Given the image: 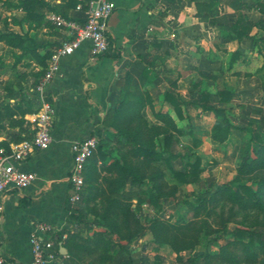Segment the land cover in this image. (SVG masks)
<instances>
[{
	"label": "crops",
	"instance_id": "crops-1",
	"mask_svg": "<svg viewBox=\"0 0 264 264\" xmlns=\"http://www.w3.org/2000/svg\"><path fill=\"white\" fill-rule=\"evenodd\" d=\"M77 1V4L83 6L86 0ZM112 1L115 9L107 19V52L91 58L88 42H82L72 54L60 59L58 71L45 88L48 100L54 106L51 143L44 150L33 151L20 162L23 170L36 174L35 180L22 192L12 190L3 196V207L0 211V249L17 263H27L31 258L28 237L32 222L36 221L46 222L55 229L52 233L54 257L50 264H58L63 256L68 255V249L63 244L66 234L63 233L57 241L55 236L71 227L68 222L69 185L66 180L72 162L71 144L91 134H97L108 148H118L116 154L119 156V148L123 146L119 143L115 128L108 125L107 121L111 120L113 111L122 102L127 101L130 109L138 108V103L133 104L136 100L130 95L131 92L144 98L139 115L148 126H164L163 119L155 116L156 112L168 115L175 126L168 127L171 134L168 150L175 158L169 164L164 161L153 162L163 173L161 181L168 187L176 188L173 195L158 199L160 207L162 201L167 202V199L175 197L180 186H191L201 181L204 163L199 149L210 144L217 146L219 150L216 153L221 154L235 130L244 132L248 145L249 133L243 128L248 125L249 120L257 119L253 116L254 113H261L264 108L262 101L252 102V99L263 93L264 87L263 79L260 80L259 75V72L264 71V48L260 45L264 46V29L255 26L249 36L241 39H233L228 33V28L235 21L238 12L244 13L254 22L264 24V13L256 7L258 2L264 0ZM42 2L44 5L38 4L34 10L39 16L42 15V19H45L48 11L65 13L67 17L83 16V11L73 7L71 0ZM17 4L15 0L11 8L16 13L13 26L19 28L14 32L22 33L19 30L28 22L24 19L26 11ZM38 15L36 16L39 17ZM29 20L33 25L29 23L24 32L28 31L29 37L36 44H52L50 53L66 37L57 28L58 36L48 33L49 29L44 23ZM9 31L11 30L7 32ZM233 52L236 54L230 62ZM220 89L232 92L229 101L219 100L217 92ZM165 91H171L179 101L178 113L164 99ZM202 92L208 94V101L214 107L223 110L224 117H218L212 111L194 103L200 99ZM247 101V104H243ZM237 106L250 113L246 124L236 123L232 109ZM129 115L130 112H127L125 116ZM201 120L210 121L205 132L198 127ZM220 120H228L231 124L227 138L223 141L212 137L213 124ZM181 123L186 125V130ZM7 129L12 134H19L18 127ZM185 135L197 153L192 151V154H186L173 150V143L178 137ZM19 136L11 137L10 140L0 135V142L9 144L15 142L14 139ZM193 140H200L201 143L194 146ZM154 142V150L161 152L164 133L157 135ZM123 148L127 149L129 145H124ZM197 156L202 167L200 180L194 183L178 182L171 169L185 171L187 164L194 162ZM176 160L183 163V168L173 166ZM111 161L112 158L107 163ZM97 164L101 172L102 162L99 160ZM162 165L169 170L168 176ZM142 182L141 185L132 186L131 178H127L123 192L151 188L152 182L148 178H143ZM130 196L131 205H136V194ZM150 204L145 200L141 206ZM56 245L60 255L56 252Z\"/></svg>",
	"mask_w": 264,
	"mask_h": 264
},
{
	"label": "rangeland",
	"instance_id": "rangeland-1",
	"mask_svg": "<svg viewBox=\"0 0 264 264\" xmlns=\"http://www.w3.org/2000/svg\"><path fill=\"white\" fill-rule=\"evenodd\" d=\"M14 2L0 0V135L10 140L31 132L26 117L28 112L23 114L22 111L39 108V101L29 96L30 89L41 79L46 58L53 47L49 43L36 44L29 37V32H24L29 23L33 25L30 20H26L27 25L19 30L22 33L14 32L19 29L13 26L16 13L11 8ZM36 21L44 23L48 33L59 35L58 30L45 23L44 18ZM5 31L11 33L9 39L13 34L20 35L16 41L12 40L14 45L1 37ZM259 75L264 82V71ZM262 90L261 95L252 99L253 103L262 101L264 104V87ZM31 99L33 103L29 101ZM232 114L240 124H246L250 116L246 109L238 106L232 109ZM253 116L257 118L253 122L256 129L264 134V108ZM209 122L201 120L198 127L205 132ZM181 124L186 130V125ZM16 127L19 134H12L7 129ZM246 146L244 132L235 130L229 144L220 150L221 154L216 153L219 150L217 146L210 144L199 149L204 163L201 181L191 186H180L174 198L162 201V207L131 205L130 195L135 196L139 189L115 195L108 186V179L113 175L101 170V190L83 209L79 210L82 200L73 206L72 210L83 214L84 220L78 221L73 213L68 215L71 227L64 233L69 255L63 256L58 264H264V165L241 175L244 183L257 191L254 200L222 190L236 175ZM173 150L197 153L186 135L178 137ZM162 166L168 176L169 170ZM173 166L183 168V163L176 160ZM155 218L175 226L156 232L154 236L149 224ZM235 228L258 231L263 242L252 249L247 237L240 238L234 234Z\"/></svg>",
	"mask_w": 264,
	"mask_h": 264
},
{
	"label": "trees",
	"instance_id": "trees-1",
	"mask_svg": "<svg viewBox=\"0 0 264 264\" xmlns=\"http://www.w3.org/2000/svg\"><path fill=\"white\" fill-rule=\"evenodd\" d=\"M77 3H79L77 0H71V5L73 7H75ZM38 4L44 5L42 0H20L17 5L23 7V9L26 11L24 18L25 20H41L42 15L39 16L36 14L37 12L35 13L34 11ZM256 7L259 11L264 13V1L258 2ZM61 14L67 17L65 13ZM255 26L264 29L263 23L254 22L246 17L244 13L238 12L235 21L228 28L229 37L233 39L247 37L250 35L253 27ZM10 34L11 33H3L1 37L9 40L8 43L10 45H14V41L12 42V40H15V38H20V35L13 34V38L9 39L8 37ZM235 54L236 52L231 54L230 62L234 60ZM49 56L50 53L46 60L49 58ZM217 93L220 101H229L232 96V92L227 89H220ZM130 95L135 97L136 101L133 102V104L138 103V108L136 109V107H133L130 109L127 107V101L122 102L113 111V117L111 120L107 121L108 125L115 128L117 135H119V143L123 147L124 145H129V148H119V156H117L116 152L118 148L110 149L108 146H106L103 140H100L96 152L90 158H88L85 164L84 187L80 198V200H82V204L79 207V210L83 209L85 207L84 205L93 199L95 194L101 190L99 182L100 171L97 164L99 160L102 162V170H106L107 172L111 173V175H113V178L108 179V186L115 195L124 191L123 189L127 178H131L132 186L141 185L143 183V178H148V180L152 182L150 189H141L136 193L138 205L147 200L154 206H160L158 199L162 196L173 195L176 190L175 187H168L167 184L161 181L163 173L160 168L153 164V162L163 161L166 162V164H169L170 160L175 158V155L170 153L168 150L171 135L169 133L168 127L175 128L174 123L168 115H162L160 112H156L155 116L163 119L162 121L164 122V126H148L147 122L139 115L140 107L144 103V98L142 95L134 94L132 92ZM164 99L173 105L177 113L179 112V101L173 96L171 91H165ZM29 101L33 103V99ZM194 103L199 104L205 110L212 111L218 117H224L223 110L214 107L208 101V94L205 92H202L200 99L195 100ZM27 112L33 113L35 110L22 111L23 114ZM127 112H130L129 117L125 116ZM255 121L256 120H249L248 125L243 128L249 133L248 145L240 163L237 166L236 175L222 187V190L226 191L228 194L233 193L234 196L241 195L252 200L257 197V191L249 184L244 183V181L241 179V175H247L253 172L252 170H254L257 166L264 165V134L256 129L257 126L255 123H253ZM230 127L231 124L228 122V120L216 121L212 127V137L216 140L223 141L225 138H227ZM160 133H164V146L163 150L158 153L154 150V138ZM22 138L23 136H19L14 140L18 141ZM200 143V140H193L194 146H198ZM0 146H4L6 149H8V143L5 141L0 142ZM251 151H253V155H251ZM131 157L136 159L133 160ZM110 158H112V161L107 163ZM201 171V160L198 156L195 158L194 162L187 164L185 171L171 169L172 175L180 183L198 182L200 180ZM73 214L75 215V218L78 219V221L84 220L83 214H79L76 211H74ZM149 225V229L154 236L157 235L156 232H162L163 230L175 226L166 224L165 222L156 218L151 220ZM63 233L64 230L58 232L57 237L55 236V241L60 240ZM234 234L240 238L247 237V243L252 249L256 247L257 243L263 242L261 233L258 231H249L235 228ZM66 240L63 244L67 247L69 252ZM111 247L114 246L111 245ZM55 249L57 254L60 255L59 247L57 245L55 246ZM189 261L191 263L194 262L192 259H189Z\"/></svg>",
	"mask_w": 264,
	"mask_h": 264
},
{
	"label": "built area",
	"instance_id": "built-area-1",
	"mask_svg": "<svg viewBox=\"0 0 264 264\" xmlns=\"http://www.w3.org/2000/svg\"><path fill=\"white\" fill-rule=\"evenodd\" d=\"M83 11L81 18L65 17L56 11H48L45 19L66 37L52 49L46 67L38 84L31 88L30 96L39 101V108L28 114L27 121L31 132L28 136L8 144V149L0 146V211L3 207V196L9 191L22 192L36 178L32 171L23 170L20 162L35 150H44L51 143V129L54 122V106L45 92L47 84L59 69L62 57L70 55L82 42H88L91 58L107 52L109 33L107 19L115 9L112 0H86L84 5H76ZM100 136L91 134L71 144L72 162L67 175L69 194L67 206L69 214L73 206L80 200L84 187L85 164L97 150ZM54 228L42 221L32 222L28 237L31 258L27 263H17L0 249V264H50L53 259Z\"/></svg>",
	"mask_w": 264,
	"mask_h": 264
},
{
	"label": "water",
	"instance_id": "water-1",
	"mask_svg": "<svg viewBox=\"0 0 264 264\" xmlns=\"http://www.w3.org/2000/svg\"><path fill=\"white\" fill-rule=\"evenodd\" d=\"M61 252H62V253L64 252V248H63V247L61 248Z\"/></svg>",
	"mask_w": 264,
	"mask_h": 264
}]
</instances>
